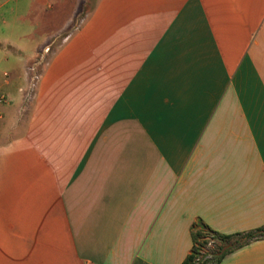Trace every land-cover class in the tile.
<instances>
[{
	"label": "crops",
	"instance_id": "1",
	"mask_svg": "<svg viewBox=\"0 0 264 264\" xmlns=\"http://www.w3.org/2000/svg\"><path fill=\"white\" fill-rule=\"evenodd\" d=\"M78 5L0 0V264H182L197 220L263 226L264 0Z\"/></svg>",
	"mask_w": 264,
	"mask_h": 264
},
{
	"label": "trees",
	"instance_id": "2",
	"mask_svg": "<svg viewBox=\"0 0 264 264\" xmlns=\"http://www.w3.org/2000/svg\"><path fill=\"white\" fill-rule=\"evenodd\" d=\"M86 4L84 6L85 10ZM85 13H83L84 15ZM193 247L191 253L182 264H220L223 258L233 250L247 244L250 241L264 239V225L248 232L237 234H222L202 220L195 221L191 226ZM214 243L218 249L212 251L214 256L210 260H204L202 255L207 253L210 243Z\"/></svg>",
	"mask_w": 264,
	"mask_h": 264
},
{
	"label": "rangeland",
	"instance_id": "3",
	"mask_svg": "<svg viewBox=\"0 0 264 264\" xmlns=\"http://www.w3.org/2000/svg\"><path fill=\"white\" fill-rule=\"evenodd\" d=\"M95 1L96 0H78L79 2V5L76 7V10H75V14L76 16H78V21H80L93 7V5L95 4ZM86 4V7H85V10H84V6ZM58 13V12H57ZM56 13V14H57ZM83 13H85L83 15ZM21 26V27H20ZM20 29H23V26L22 24L20 23H14L12 24L9 28H7L5 30V35L8 36V37H11L12 39H15L14 41H17L19 40L22 41V42H18L21 46L23 47H26L28 45H30V41L29 40H25V38H22V34H21V31ZM22 38V39H21ZM63 40V36L58 38L56 40V42L54 41V43L51 45V48H49L50 50L47 51V53H44L45 54V59H44V62L48 61V54L51 52V49H54L53 47H55V45H59V43ZM28 43V44H27ZM35 44V40H31V45H34ZM42 67L44 68V66L42 65ZM9 74V73H8ZM9 76V75H8ZM20 89H23V90H26L27 89V83L22 85L20 87ZM22 92V91H21ZM23 93V92H22ZM218 249V246L215 247L214 243H210L209 246H208V249H207V253L203 254L202 255V258L204 260H210L211 258H213L214 256L212 255V251H216ZM210 264V263H209Z\"/></svg>",
	"mask_w": 264,
	"mask_h": 264
},
{
	"label": "built area",
	"instance_id": "4",
	"mask_svg": "<svg viewBox=\"0 0 264 264\" xmlns=\"http://www.w3.org/2000/svg\"><path fill=\"white\" fill-rule=\"evenodd\" d=\"M49 48H45L44 53H47L49 51ZM45 55L42 54L39 58L35 59L26 69V76H27V89L22 91V103L24 105V110L28 108V106L31 104L32 100H34L37 92V88L39 85V82L41 80L42 74H43V66L47 64L45 61ZM9 74L6 72L5 76H8ZM9 98L5 94H0V103H6L9 102ZM0 111V116H1ZM212 243V242H211Z\"/></svg>",
	"mask_w": 264,
	"mask_h": 264
}]
</instances>
